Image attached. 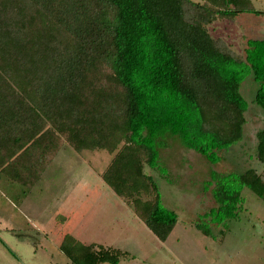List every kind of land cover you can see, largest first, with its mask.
Masks as SVG:
<instances>
[{"label":"trees","instance_id":"1","mask_svg":"<svg viewBox=\"0 0 264 264\" xmlns=\"http://www.w3.org/2000/svg\"><path fill=\"white\" fill-rule=\"evenodd\" d=\"M244 13L264 11L253 0H0V177L27 193L63 141L107 150L102 180L166 241L179 214L145 165L161 171L172 137L220 162L244 139L249 75L264 113V38H249L239 53L209 29ZM256 137L264 164V127ZM210 185L216 206L196 223L209 236L212 225L240 217L244 187L264 199L251 167L212 170ZM60 249L73 264H122L128 254L71 233Z\"/></svg>","mask_w":264,"mask_h":264},{"label":"rangeland","instance_id":"2","mask_svg":"<svg viewBox=\"0 0 264 264\" xmlns=\"http://www.w3.org/2000/svg\"><path fill=\"white\" fill-rule=\"evenodd\" d=\"M253 2L264 11V0ZM209 29L244 53L249 38H264V14L244 13L235 22L219 19ZM259 85L253 75L243 81L241 92L250 105L245 136L220 152V162H209L172 137L160 150L163 170L145 165L159 185L164 205L179 214L166 241L102 180L111 153L79 152L63 141L27 193L19 183L0 177V264H73L60 249L66 233L87 243L127 250L122 264H264V199L252 189L242 191L245 203L239 218L212 225L210 236L196 226L216 206L213 185L207 188L212 170L228 173L251 167L264 179V164L256 153V133L264 127L263 109L254 102ZM220 229L225 230L224 237Z\"/></svg>","mask_w":264,"mask_h":264},{"label":"crops","instance_id":"3","mask_svg":"<svg viewBox=\"0 0 264 264\" xmlns=\"http://www.w3.org/2000/svg\"><path fill=\"white\" fill-rule=\"evenodd\" d=\"M242 15V14H241ZM239 17V16H238ZM244 18H246V17H244Z\"/></svg>","mask_w":264,"mask_h":264}]
</instances>
